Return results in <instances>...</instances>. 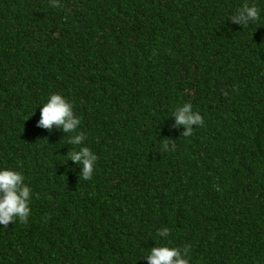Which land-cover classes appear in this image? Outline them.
Listing matches in <instances>:
<instances>
[{
  "label": "trees",
  "instance_id": "obj_1",
  "mask_svg": "<svg viewBox=\"0 0 264 264\" xmlns=\"http://www.w3.org/2000/svg\"><path fill=\"white\" fill-rule=\"evenodd\" d=\"M244 3L260 21L231 20ZM53 92L98 156L90 180L72 134L37 126ZM187 102L203 124L185 137ZM0 166L33 190L0 264H149L161 244L264 264V0H0Z\"/></svg>",
  "mask_w": 264,
  "mask_h": 264
},
{
  "label": "clouds",
  "instance_id": "obj_2",
  "mask_svg": "<svg viewBox=\"0 0 264 264\" xmlns=\"http://www.w3.org/2000/svg\"><path fill=\"white\" fill-rule=\"evenodd\" d=\"M55 6V5H54ZM261 19V9L257 4L244 3L231 14L234 23L243 25L254 24ZM40 106V119L38 127L45 128L52 133L54 130H62L69 136L68 144L73 145L66 155L74 165H79L81 170L79 176L85 180H90L95 171L98 156L84 144L85 135L78 132L81 124L80 117L75 113L73 103L63 94L50 93L46 102ZM174 128L183 126L182 136H190L194 126L203 124V117L198 111L193 110L190 102L177 107L173 114ZM167 147V145H166ZM33 190L25 182L24 173L18 169L0 166V228L13 221L26 222L31 214L30 201ZM170 229L162 227L158 230L160 237H167ZM149 264H190L189 249H181L176 246L161 244L150 248V252L145 257Z\"/></svg>",
  "mask_w": 264,
  "mask_h": 264
}]
</instances>
